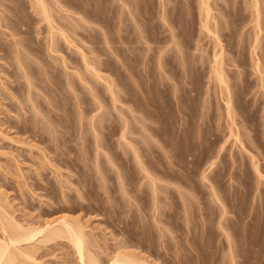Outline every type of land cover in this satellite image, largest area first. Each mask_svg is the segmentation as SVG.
Here are the masks:
<instances>
[{
  "label": "rangeland",
  "instance_id": "obj_1",
  "mask_svg": "<svg viewBox=\"0 0 264 264\" xmlns=\"http://www.w3.org/2000/svg\"><path fill=\"white\" fill-rule=\"evenodd\" d=\"M60 1L67 26L55 5L54 18L70 39L82 38L104 78L95 81L60 35L58 52L47 48L48 26L32 0H0V203L22 223L75 217L104 262L120 248L152 264H264V179L228 131L211 69L223 48L232 126L264 173V85L250 58L249 0H211L222 46L201 28L199 0ZM68 241L37 243L32 263L82 264Z\"/></svg>",
  "mask_w": 264,
  "mask_h": 264
},
{
  "label": "bare ground",
  "instance_id": "obj_2",
  "mask_svg": "<svg viewBox=\"0 0 264 264\" xmlns=\"http://www.w3.org/2000/svg\"><path fill=\"white\" fill-rule=\"evenodd\" d=\"M31 1V0H30ZM124 1V0H123ZM126 2H128L127 0H125ZM132 1V0H131ZM49 1H47V0H32V5L34 6V8L36 9H34V11L40 16V18H42L43 19V21H42V19H40L41 20V22H45L46 21V23H47V28H48V37L46 38V40H48V47L47 48H49V50L50 51H54V52H58L57 50L58 49H60L59 48V44H58V42H56V41H59L58 39V37H56V36H58V35H60L61 37H62V39H64L65 40V42L67 41L68 42V44L69 43H71L72 45H74L73 47L75 48V52H76V50L78 51V53L80 52V54L81 55H79V56H81V58L79 57V59L78 60H83V61H81V62H83V63H81L80 65H82V64H84L85 63V65L87 66H84V67H86L85 68V70H87L86 72H88V71H90V74L91 75H93V77L95 78V81H96V79H102V78H104L103 76V73H101V69H99L100 67L97 65V61H96V59H97V57H96V59L94 58V56H93V58L94 59H90V57H89V54L86 56V54L85 53H87V52H89V51H87V52H85L84 50H83V48H82V46H84V45H82L81 43L79 44V41L82 39L81 37H79V38H77V40H75V39H73V38H69V37H75V36H69V34H71V32L70 33H68V32H66L64 29H66L67 30V28H65L67 25L66 24H64L65 23V16L66 15H68V14H64V13H66V12H68V11H65V12H63L64 10H68L65 6L67 5V4H65V5H62L63 3V1H58V0H51L49 3H48ZM51 2H53L54 4L53 5H51L50 3ZM59 2H61V3H59ZM211 0H199V9H200V16L202 17L201 19H202V23H201V28L203 29V31H205V33L206 34H209L211 37H214L215 39H216V42H219L218 41V38H219V40H220V35H218V33H217V28L215 29L214 28V26H217V24H216V22H217V20L215 19V17H214V15H213V5L211 4ZM246 2V1H245ZM68 3V2H67ZM247 3H250V6H249V4H248V6H247ZM59 9H56V13H58L57 11H62L63 12V14L64 15H62V17H61V15H58V14H55V12H53L54 11V9L53 8H56L55 6ZM82 6H83V4H81ZM125 5V4H124ZM127 5H132V4H129V3H127ZM126 5V6H127ZM53 6V7H52ZM62 6H64V8L65 9H60V8H63ZM69 6H71V5H69ZM73 7V6H72ZM81 7V6H80ZM246 8L247 7H249L248 9H251L250 11H251V16H253L252 17V21H253V23H254V27H255V36H254V38H253V44H252V47H251V52H250V58H251V62H252V67H254V69H255V71L257 72V74L259 75L258 77H259V80H260V82H261V85L263 84L264 85V63L262 62V61H264L263 60V58H261V57H259V54L260 53H262V52H260V53H258L257 52V48L259 47V45H258V43H260V41H259V39H261V36H260V34H261V20H260V18H262V17H260V14L262 13L261 12V9H260V4H259V2H258V0H249V1H247L246 2V6H245ZM69 8V7H68ZM74 8V7H73ZM72 8V9H73ZM83 8V7H82ZM70 9V8H69ZM78 9H80V8H77V10ZM75 10V9H74ZM73 10V11H74ZM82 10V9H81ZM80 10V11H81ZM76 11V10H75ZM79 11V10H78ZM80 11H79V13L76 11V13H78V14H81L80 13ZM61 12V13H62ZM261 12V13H260ZM53 13L56 15V17H57V15H58V17H60L62 20H63V22H61L65 27L64 28H62V26H60L59 24H61L60 23V18H59V23H58V20L56 21V17L53 15ZM75 13V15H77ZM82 15V14H81ZM64 16V17H63ZM77 16H80V15H77ZM85 16V15H84ZM55 17V18H54ZM75 18L76 19H74L75 21H78L79 20V22H81V20L83 21L82 22V24L80 23V25H83V27H85L84 25L85 24H83L84 23V21H86V20H83L84 18L83 17H76L75 16ZM77 18H78V20H77ZM58 19V18H57ZM66 19H67V16H66ZM81 19V20H80ZM212 19V20H211ZM213 19H215V21L213 20ZM45 20V21H44ZM61 20V21H62ZM68 20V19H67ZM214 21V22H213ZM13 23H14V21H12ZM79 22H77V24H78V26L77 27H80V28H82L80 25H79ZM213 23V24H212ZM215 23V24H214ZM10 24V23H9ZM8 24V25H9ZM68 24H71L70 22L68 23ZM74 25H75V23H73ZM14 24H12V26H13ZM11 26V25H10ZM11 26V27H12ZM76 26L74 27V26H72L73 28H71L70 27V30L71 29H74L75 28V33H76V29L78 30V29H80V28H76ZM13 28V27H12ZM14 30H17V27L15 28H13ZM12 29V30H13ZM13 30V31H14ZM81 31V30H80ZM16 32V31H15ZM17 32H18V30H17ZM20 32V31H19ZM68 33V34H67ZM75 33H74V35H75ZM72 34H73V32H72ZM79 33H77L76 34V37H77V35H78ZM15 35V34H14ZM82 35H84V34H82ZM259 36H260V38H259ZM84 37V36H83ZM61 39V38H60ZM214 39V40H215ZM63 40V41H64ZM84 40V39H83ZM61 41V40H60ZM66 42V43H67ZM80 42H83L82 40L80 41ZM220 42H221V40H220ZM219 42V44L221 45L222 43H220ZM58 45H57V44ZM85 43V42H84ZM82 45V46H81ZM58 46V47H57ZM222 46V45H221ZM91 47L92 46H90L89 48L91 49ZM214 47V46H213ZM216 47H217V44H216ZM263 47V46H262ZM88 48V50H90ZM219 48V47H218ZM221 48V47H220ZM94 50H95V48H93ZM93 49H91V50H93ZM223 49V48H222ZM222 49H219V50H215L214 49V51H213V57H212V64H211V69H212V73H213V76H214V79L217 81L216 82V84H218V88H219V91H218V93L220 94V95H222L221 97L223 98V100H224V110H225V112H223V113H225L226 114V116H227V118L229 119V121L231 120L232 122H233V120H235L234 119V110H233V108H232V103L233 102H231V100L232 99H230V95L231 94H229V88H228V78L226 77L227 76V74H225L226 72V70H225V68H224V66H223V54H222ZM86 50H87V48H86ZM224 50V49H223ZM258 50H260V48H258ZM262 51V50H261ZM53 52V53H54ZM59 52H61L60 50H59ZM91 52V51H90ZM95 52V51H94ZM263 52H264V48H263ZM52 53V52H51ZM92 53V52H91ZM98 54V53H97ZM62 55V54H61ZM64 55V54H63ZM264 55V54H263ZM65 56V55H64ZM98 56V55H97ZM212 56V55H211ZM262 56V55H261ZM66 57V56H65ZM65 57H63V59H61L62 60V62H63V67L64 68H68V64L70 63L69 62V60H68V62L66 61V58ZM78 57V56H77ZM92 57V56H91ZM62 58V57H61ZM69 58V57H68ZM58 59H59V57H58ZM58 59H57V61H58ZM78 60H77V62H78ZM98 60V59H97ZM240 60V59H239ZM71 61V60H70ZM246 61V60H245ZM23 63H24V61H22ZM58 62H60V61H58ZM62 62H61V64H62ZM68 63V64H67ZM99 63H100V60H99ZM98 63V64H99ZM250 63V62H249ZM24 64H26V63H24ZM47 64V63H46ZM74 64V63H73ZM21 65H23V64H21ZM75 65H76V63H75ZM100 65V64H99ZM26 66V65H25ZM24 66V67H25ZM47 67H48V65H46ZM54 66H56V65H54ZM28 67V66H27ZM52 67V66H51ZM72 67V66H71ZM74 67V66H73ZM78 67V66H77ZM76 67V68H77ZM83 67V66H82ZM49 68H50V66H49ZM54 68V67H53ZM80 67H78V69H79ZM28 68H26V70H27ZM54 69H56V68H54ZM58 69V68H57ZM81 69V68H80ZM24 70V69H23ZM45 70V69H44ZM53 70V69H52ZM73 70V69H72ZM75 70H77V69H75L74 68V70H73V72H74V74L76 75L77 73H79V77H82L83 78V74L80 76V72H78L77 71V73H75ZM48 71V70H47ZM82 71V70H81ZM26 72H29V71H26ZM25 72V70L23 71V73L25 74L26 73ZM31 72V71H30ZM54 72V71H53ZM69 72V71H68ZM71 72V71H70ZM83 72V71H82ZM46 73V72H45ZM50 73V72H49ZM55 73V72H54ZM64 73V72H63ZM28 74V73H27ZM26 74V76L28 77V78H26L27 79V88L29 87L28 85H30V88L29 89H31V87H33L35 84H33V82H28L29 80V76H30V74L31 73H29V75H27ZM48 74V73H47ZM61 74V73H60ZM60 74H57V75H60ZM68 75L70 74V73H67ZM66 74V75H67ZM52 75V74H51ZM65 75V76H66ZM71 75V74H70ZM26 76H24V77H26ZM33 75L31 74V77H32ZM54 76V75H53ZM77 76V75H76ZM212 76V77H213ZM34 77V76H33ZM51 77V76H50ZM67 77V76H66ZM70 77H72V76H70ZM78 77V76H77ZM79 77H78V80H81V78L79 79ZM92 77V76H91ZM68 78V77H67ZM67 78H66V80H67ZM94 78H92V80L94 79ZM57 79H58V76H57ZM87 78H84V80L83 81H85ZM32 80V79H31ZM55 80V79H54ZM61 80V79H60ZM63 80H65V79H63ZM72 80V79H71ZM71 80L69 81V79L67 80V82L69 81V82H71ZM99 80V81H100ZM105 81H107L108 82V78L105 76V79H104ZM33 81V80H32ZM58 81V80H57ZM88 82L90 81V80H87ZM95 81H93L94 83H95ZM102 81V80H101ZM56 82V81H55ZM65 82V81H64ZM67 82H66V84H67ZM73 82V81H72ZM30 83V84H29ZM35 83V82H34ZM75 83V82H74ZM80 83H82L81 81H80ZM91 82H89L88 84H90ZM31 84H33V86L31 85ZM57 84V83H56ZM61 84V83H60ZM83 84H86V83H83ZM93 84V83H92ZM91 84V85H92ZM68 86H72L73 85V83L71 84L70 83V85H69V83L67 84ZM96 85V84H95ZM94 84L92 85V87L93 86H95ZM62 86V85H61ZM74 86V85H73ZM76 86V85H75ZM89 87L90 88H92L90 85H89ZM96 87V86H95ZM95 87H93L91 90L89 89V92L90 91H93L94 93H95V91H96V88ZM108 87V86H107ZM113 87V86H112ZM111 87V84H109V90L108 91H110L111 92V94L110 95H112V97H111V99H113V101H116L117 99H118V97H117V99H115L116 97V95H118L117 94V92L116 91H114L113 89H114V87L112 88ZM216 87V88H217ZM63 88H64V86H63ZM67 88V87H66ZM71 88H74V87H71ZM95 88V90H93ZM263 88H264V86H263ZM29 89H28V91L26 92V94L27 95H25V96H28L29 95V93H31L32 94V92L30 91L29 92ZM33 89V88H32ZM27 90V89H26ZM116 90V89H115ZM33 91V90H32ZM63 91H65V90H63ZM29 92V93H28ZM67 93H68V91H66ZM116 92V93H115ZM217 92V91H216ZM93 93V94H94ZM96 93L98 94V92L96 91ZM227 93V94H226ZM51 94V93H50ZM90 94H92L91 92H90ZM92 94V95H93ZM97 94H94V95H96V96H92V97H95V98H98L97 96ZM229 94V95H228ZM33 95V94H32ZM52 95V94H51ZM51 95H49V96H51ZM218 95V94H217ZM220 95H218V96H220ZM226 95V96H225ZM21 96V95H20ZM75 96H77V95H75ZM81 96V95H80ZM80 96H77L76 98L77 99H79V97ZM23 97V96H22ZM31 97L32 96H29V98H27L29 101H32L33 99H35L36 98V96H35V98L34 97H32L33 99H31ZM52 97V96H51ZM225 97V98H224ZM82 98V97H81ZM95 98H93V99H95ZM23 99V98H22ZM24 99H26L25 97H24ZM26 99V100H27ZM84 99V98H83ZM100 99V98H99ZM220 99V98H219ZM27 100V101H28ZM76 100V99H75ZM101 100V99H100ZM27 101H22V102H26L27 103ZM36 101H38V100H36ZM82 101V100H81ZM96 101V100H95ZM94 101V102H95ZM97 101H99L98 99H97ZM34 102V101H33ZM32 102V104H34ZM223 102V101H222ZM221 102V103H222ZM76 103V102H75ZM79 103V102H78ZM96 103V102H95ZM37 105L36 106H41V105H38V102L36 103ZM80 104V103H79ZM97 104H100V106L99 107H101V102L99 103H97ZM35 106V107H36ZM80 106V105H79ZM78 106V107H79ZM98 106V105H97ZM81 107V106H80ZM222 107V106H221ZM96 110H98V109H96ZM47 115V114H46ZM95 115V114H94ZM236 115V114H235ZM92 116H93V114H92ZM91 116V117H92ZM56 117V116H55ZM92 119H94L93 117H92ZM227 120V119H226ZM90 121H92L91 119H90ZM228 121V120H227ZM94 123H95V121H93ZM92 122V123H93ZM228 123L229 125H231V127H230V129L228 130V131H230V134L231 135H233L234 137H235V139H237V140H239L240 141V143L244 146H242L243 148H245V150L247 151H245V153H248V157H249V159L251 160V165H253L252 167H253V172L254 173H256V174H254L255 176H258L257 178H263L264 179V173L262 172V168H261V166H260V162H259V160L260 159H258L257 157L259 156L258 154V156L256 157V154H254L252 151V149H250L249 150V147L247 148L246 146H245V144H244V142H245V140H244V142L242 141V140H240V138H241V136H240V138L238 137V132H240V131H236L235 132V130H234V126H232V125H234L235 123ZM91 123V124H92ZM228 125V126H229ZM236 125V124H235ZM237 127V126H236ZM235 127V128H236ZM237 130V129H236ZM229 134V133H228ZM231 135L230 136H228L229 138L231 137ZM249 136V135H248ZM123 137H125L124 136V133H123ZM249 138V137H248ZM242 139V138H241ZM97 140H99V139H97ZM96 140V141H97ZM243 142V143H242ZM95 143H97V142H95ZM247 143V142H246ZM248 143L250 144V142H249V139H248ZM247 143V144H248ZM246 144V145H247ZM97 145V144H96ZM100 145V144H99ZM98 146V145H97ZM96 146V147H97ZM99 147V146H98ZM97 147V148H98ZM250 148H251V145H250ZM134 149V148H133ZM134 151H137V150H135L134 149ZM254 152H256V151H254ZM257 152H258V150H257ZM256 152V153H257ZM136 155H137V152L135 153ZM245 159V158H244ZM248 159V158H247ZM210 160V159H209ZM206 161V160H205ZM208 161V160H207ZM212 162V161H211ZM250 163V162H249ZM255 170V171H254ZM245 171H246V169H245ZM262 179V180H263ZM264 181V180H263ZM259 182L261 183L262 181H260L259 180ZM263 183V182H262ZM263 185V184H262ZM215 187H213L212 189H214ZM167 189V188H166ZM165 189V190H166ZM169 189V188H168ZM216 191V190H215ZM262 192V191H261ZM2 193V192H1ZM217 193V192H216ZM216 193H214L215 195H216ZM213 194V195H214ZM218 194V193H217ZM258 194H260V193H258ZM0 195H2V194H0ZM261 195V194H260ZM3 196V195H2ZM217 196V195H216ZM262 196V195H261ZM259 197V196H258ZM217 198V197H216ZM260 199V198H259ZM2 200H7L6 198H3V199H0V202L2 201ZM4 204H5V201L3 202ZM1 204L0 203V264H19V263H22V264H29V262L31 261V260H33V262L35 261V260H37V258L34 256L35 255V251L37 250V247H39V245H37V243H45L46 245H48V242H52V241H56L57 239H67V240H69L70 241V243H72L73 244V247H74V249H75V251H76V255L78 256V258H79V260H80V262L82 263V264H152V263H150V262H148L146 259H149V258H144L143 256H141V255H138V254H135V252L137 253L138 251H135L134 252V250H133V252H127L126 250V252L125 251H123V252H118L119 250L121 251V249L120 248H118L119 250H117V253H116V251H115V253H111L112 254V256L110 257L109 256V258H111V260H109V261H107V262H104L103 260H101V259H99V255H94L93 254V249H92V251L90 250V248L89 247H91L90 245L88 246V244H91V243H88V241H86V235L87 234H85L84 235V233H86V232H84L83 231V229H82V226H83V224L82 225H80V220H75L74 218L75 217H69V216H67V214H66V216H62L61 215V217L60 218H54L53 220H50V221H47L48 219H46L45 221L46 222H44L43 224H41V225H38V223H42V222H38V223H36L35 221H34V219H32V218H30V219H32L33 220V222L32 221H29L28 220V222H23L22 223V221H19V219H17L16 217H14V216H17V215H13V213H10V212H12V211H9L8 210V208H7V206L6 205H8V204H6V205H4V204ZM8 203V202H7ZM5 206H6V208H5ZM65 215V214H64ZM58 217V216H57ZM20 218V217H19ZM34 218V217H33ZM27 220V219H26ZM25 220V221H26ZM37 220H39V219H37ZM24 221V220H23ZM170 221V220H169ZM78 222V223H77ZM26 223V224H25ZM28 223V224H27ZM82 223V222H81ZM86 236V237H85ZM86 238V239H85ZM88 240V239H87ZM68 241V242H69ZM90 242V241H89ZM88 243V244H87ZM230 245V244H229ZM35 247V248H34ZM229 247V246H228ZM232 247V246H231ZM231 247H229V249H231ZM222 248V247H221ZM35 249V250H34ZM226 249V248H225ZM34 250V251H33ZM115 250V249H114ZM131 250V249H130ZM129 250V251H130ZM221 251H223V250H221ZM224 252H226V251H224ZM228 252L230 253V250H228ZM223 253V252H222ZM228 253V254H229ZM256 253V252H255ZM98 254V253H97ZM227 254V253H226ZM228 254H227V256H228ZM232 254V253H231ZM145 255V254H144ZM229 256H230V254H229ZM235 256V255H234ZM223 257V256H222ZM230 257H232V256H230ZM248 257V256H247ZM108 258V259H109ZM23 259V260H22ZM228 259H229V257H228ZM232 259L234 260L235 259V257L233 258L232 257ZM231 258L229 259L230 261L232 260ZM104 260H106V259H104ZM224 260V259H223ZM254 261V260H253ZM36 262V261H35ZM231 262H233V261H231ZM31 263H32V261H31ZM33 264V263H32ZM38 264V263H37ZM40 264H42V263H40ZM232 264H235V263H232ZM260 264V263H259Z\"/></svg>",
  "mask_w": 264,
  "mask_h": 264
}]
</instances>
